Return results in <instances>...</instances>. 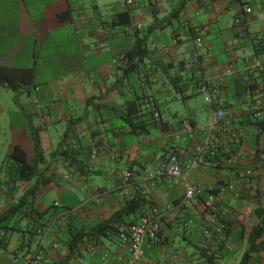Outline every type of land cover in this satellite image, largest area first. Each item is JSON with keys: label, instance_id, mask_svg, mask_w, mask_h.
Segmentation results:
<instances>
[{"label": "crops", "instance_id": "crops-1", "mask_svg": "<svg viewBox=\"0 0 264 264\" xmlns=\"http://www.w3.org/2000/svg\"><path fill=\"white\" fill-rule=\"evenodd\" d=\"M125 1L0 0V66L30 68L36 62L38 67L29 91L0 86V134L8 128L12 134V116L23 115L20 128L32 149V130H40L46 163L39 171L54 176L43 187L37 210L58 202L60 211L73 210V225L91 227L140 195L144 205L115 222L121 232L152 209L163 211L160 235L152 247L144 242L139 264H240L246 254L248 264H264V232L254 249L251 244L254 227L264 221V131L256 129L250 115L257 106L264 117V71L259 67L264 66V0H133L131 8ZM247 7L251 14L244 12ZM65 13L67 18H61ZM135 23L144 25L137 35L124 32ZM198 33L202 48L195 43ZM142 37H147L146 53L127 72L121 60ZM200 79L218 86L226 102L225 117L214 130L220 158L188 177L208 190L218 189L223 179L231 182L215 224L202 199L182 207L183 185L158 175L174 151L189 164L193 143L181 131L183 122L196 128L197 142L206 139L215 110L203 101L196 84ZM142 97L140 112L133 116L138 125L132 126L124 112ZM197 97L202 98L200 112ZM152 106L159 122L150 120ZM99 117L102 124H97ZM100 133L106 144L94 161L91 146ZM235 133L243 135L241 146L232 141ZM16 146L22 147L12 140L7 144V156ZM63 150H72L79 163L66 168ZM234 157L237 161L229 165ZM126 171L142 185L141 192L129 187L123 194ZM94 187L103 195L93 194ZM53 191L57 198L46 204L47 192ZM59 192L76 204L61 201ZM14 200V191L0 188V212ZM215 225L225 226L222 245L205 234ZM28 237L13 236L9 250L0 249V264H25L30 251L44 255L43 264H63L69 238L64 226ZM129 256L125 243L110 235L83 246L69 264H126Z\"/></svg>", "mask_w": 264, "mask_h": 264}, {"label": "trees", "instance_id": "trees-1", "mask_svg": "<svg viewBox=\"0 0 264 264\" xmlns=\"http://www.w3.org/2000/svg\"><path fill=\"white\" fill-rule=\"evenodd\" d=\"M133 5H134V1L132 0V4L128 6L129 8H131ZM61 16H62L61 18L64 17L67 18L66 13L62 14ZM139 32H136L135 35H137ZM198 34H196V36ZM146 41H147V37L139 38L136 41L133 48L121 60V62L127 66V70H126L127 72L137 66V63L135 66L132 64V62L135 59L142 58L145 55ZM37 74H38V67L36 62L30 68L0 66V86L7 88L16 93L22 90L29 91L31 87L35 86ZM202 82H204V80L201 81V79L198 82H196V84L197 83L199 84V88ZM143 100L144 97L139 98L134 103H131L129 106H127V109L124 112V118L132 126L138 125L135 122L136 118H134L133 116L140 112L141 103H143ZM15 101L18 102L17 96L15 98ZM151 108H153L154 110L148 114L150 115V120H156L155 118L156 112L154 113L156 107L152 106ZM259 110L262 113V110L261 109ZM262 117L263 115L261 116V118L258 119L253 118L254 120H256L254 125L256 129H259L260 133L264 131V117L263 118ZM32 137H33L34 156L31 160L29 159L28 154L23 150L22 147L16 146L8 156L9 163H7L6 165L0 168V188L5 186L6 189L10 191H14L15 187L20 183L25 185L29 184V187L24 191L21 197H19L17 200H14L12 205H10L9 207H5V209L0 212V249L9 250V246L11 245L12 242L11 240L13 236L17 235L18 233L24 234V236L26 237L27 235H29L28 238L31 239L34 233H37L39 229L43 230L47 228L50 222L57 218L60 219V223L55 227V229L64 226L67 229L69 236V238L65 241L67 245L68 253L63 264H69L72 258L78 257L81 248L86 244L97 245L98 242L102 241L105 238H108L110 235H114L115 237H118L123 241V239L121 238V234L127 232L128 229L133 224L128 229L120 232V229L115 225L116 219L118 217H122L124 214L133 212L136 209L143 206L144 205L143 197L140 195H137L135 199H133L130 203L127 204L125 209L114 214L109 220L98 223L91 227L73 225V223L71 222L72 213H68L69 211H73V210L66 209L60 211L59 209L61 208V206L58 202H55L58 203L57 206L54 203L43 212L37 210V206L39 205L40 199L42 197V192H43L42 189L43 187L47 186L49 183H52L54 181V176L52 175L50 177H47L45 175L46 174L45 172L41 173L39 171L40 166L46 163V156L44 155V151L42 148L39 128H33ZM92 151L93 148L91 146V159L93 160ZM72 152H73L72 150L71 151L63 150L61 152L63 165L66 168H71V166H73L78 162L76 158L73 156ZM98 156L99 155H97V157ZM219 158L220 155L218 156V159ZM1 175H3V177ZM70 178L71 176L69 174H66L64 176L65 180H69ZM103 193L104 191L101 190L100 188L98 187L93 188V194L100 196L103 195ZM11 199H13V197ZM61 209H63V207ZM23 221H27L26 226L24 227L21 226V222ZM263 225H264V221L260 222V224L254 227L253 229L252 240H251L252 249H254L253 247L254 243L263 235L264 232ZM159 235L160 233L158 234V237ZM154 242L151 245L149 244L150 247H152ZM125 245L128 251V246L126 243ZM22 246H25V244L23 243ZM30 253H32L30 255L40 254L39 252L37 253L33 251L32 252L30 251ZM130 258L131 255L129 256V259L127 260L126 264L130 260ZM143 259H144V253H143ZM248 262H249V257L246 254L240 264H248ZM43 263H45V261L39 264H43Z\"/></svg>", "mask_w": 264, "mask_h": 264}, {"label": "built area", "instance_id": "built-area-1", "mask_svg": "<svg viewBox=\"0 0 264 264\" xmlns=\"http://www.w3.org/2000/svg\"><path fill=\"white\" fill-rule=\"evenodd\" d=\"M126 5H131L132 0H126ZM246 14L252 13V8L247 7L244 9ZM240 20H236V24H240ZM144 28L142 23H135L133 25H128L123 28L125 33L134 34L136 32L141 31ZM202 34L199 33L195 37V43L197 48H202ZM256 51L259 52L261 47L259 43L255 41ZM262 71H264V66H259ZM200 93L203 97V101L206 105L214 108L215 113L212 118L208 129L206 130V139L203 143L197 142V130L196 128L188 121L183 122L182 124V133L185 134L188 139L193 143V146L190 148L188 155L189 164H185L184 156L180 152H172L167 163L164 164L158 175L160 176H168L178 180L185 189V196L181 203L182 207L187 208L190 206V203L195 198H200L204 202V206L208 214L211 216V221L213 224L219 219L220 214L224 211V197L230 191L232 184L228 180H221V184L216 190H208L202 186L192 185L188 181V176L191 171H196L201 167L209 164H215L218 160L219 151L221 143L215 137V127L219 125L224 117H225V106L226 102L221 94L220 88L213 84H210L207 81H204L200 85ZM251 118L258 119L261 118L262 113L260 112L257 106H253L250 110ZM156 120H160L159 113H155ZM103 120L101 118L97 119L98 124H102ZM232 141L241 146L243 143V135L241 133H235L232 136ZM105 135L100 133L97 135L96 139L92 144V158L96 159L99 154L100 148L102 145H105ZM237 161V158H231L227 163L229 165L234 164ZM250 173L248 172L247 175ZM125 178V190L123 194H129V187L132 191L139 193L141 192L142 185L133 180L132 173L126 171L124 173ZM57 206L58 203H55ZM73 211H69L68 213H72ZM164 222V213L158 208H154L150 213L143 215L136 223H134L127 232L121 234V238L128 246V251L131 255L130 260L127 264H137L143 259V244L145 241L151 245L154 241L157 240L158 234L162 230V225ZM60 219H55L50 222L47 228L43 230H38L37 234L44 236L48 232L55 229L57 225H59ZM225 232V226H217L215 225L212 231L206 230L205 234L207 236H212L214 242L217 245L223 244V237ZM149 245V247H150ZM45 261V257L42 254H33L29 255L26 258L25 264H39Z\"/></svg>", "mask_w": 264, "mask_h": 264}, {"label": "rangeland", "instance_id": "rangeland-1", "mask_svg": "<svg viewBox=\"0 0 264 264\" xmlns=\"http://www.w3.org/2000/svg\"><path fill=\"white\" fill-rule=\"evenodd\" d=\"M194 104L196 105L198 112L203 111L204 108L202 105V98L197 97L196 99H194ZM22 117L20 115L19 116H12V124L15 127V130L12 134H11L10 128L3 129L1 131V134H0V167H3L7 163H9L8 162V156H7V152H8L7 144H9L11 142V140L21 144L23 150L28 154L29 159L31 160V158H32L33 149H32L31 140L29 138V135L26 132L22 131V129L20 128L23 120H24V122L26 121V119L23 115H22ZM207 173H208V171L203 172L205 177H207L206 176ZM1 176L3 177V175H1ZM189 179L191 181V178H188V181H189ZM25 190H26L25 184H21V183L18 184L14 190L15 199H18L19 197H21ZM57 192L58 191L47 192V195L45 196V203L51 204L53 199L57 198V194H56ZM58 197L61 201H63L67 205L74 206L76 204L73 200L69 199L68 193L59 192Z\"/></svg>", "mask_w": 264, "mask_h": 264}]
</instances>
